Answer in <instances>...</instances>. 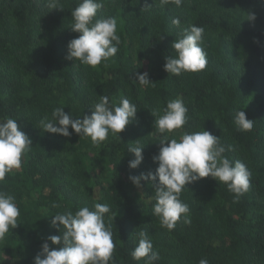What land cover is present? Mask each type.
<instances>
[{
    "label": "trees",
    "instance_id": "16d2710c",
    "mask_svg": "<svg viewBox=\"0 0 264 264\" xmlns=\"http://www.w3.org/2000/svg\"><path fill=\"white\" fill-rule=\"evenodd\" d=\"M78 2L61 0L63 10L49 11L43 0H0V120L17 119L33 143L21 169L0 183L21 213L20 224L0 240V264H34L42 243L59 234L50 216L95 203L110 206L105 223L113 231L115 264H144L130 256L141 230L160 253L155 264H199L202 258L209 264H264V0H183L180 7H160L158 0H103L97 15L117 19L121 43L107 66L96 68L65 58L69 41L79 35L70 28ZM249 13L255 21L245 20ZM176 17L179 28L172 24ZM189 25L205 29L206 69L169 76L165 57L174 55L172 42ZM144 72L154 86L133 82ZM103 95L117 103L126 97L137 106L122 140L109 135L95 146L71 127L70 137L38 128L56 107L73 119L91 116ZM177 96L188 108V122L174 138L182 131H210L231 161L247 165L251 186L236 201L211 177L188 184L180 198L189 206L191 224L178 222L169 232L152 215V182L142 179L138 188L129 176L155 172L153 156L161 145L151 110L161 111ZM243 109L254 120L250 132H240L234 122ZM138 139L144 160L131 169L135 156L128 143Z\"/></svg>",
    "mask_w": 264,
    "mask_h": 264
},
{
    "label": "clouds",
    "instance_id": "9594fccd",
    "mask_svg": "<svg viewBox=\"0 0 264 264\" xmlns=\"http://www.w3.org/2000/svg\"><path fill=\"white\" fill-rule=\"evenodd\" d=\"M44 6L52 11L61 9V0H43ZM157 0H155V4ZM159 6L175 4L180 7L183 0H158ZM103 0H79L71 10L73 32L79 33L67 45L66 59L79 61L81 65L96 68L113 58L121 43L117 34V19L115 17H98V11L103 9ZM151 7V6H146ZM255 14L247 15L248 21H255ZM172 24L180 27L178 17ZM205 29L196 25L183 28L179 37L172 42L174 55L165 57L164 70L169 76L179 77L185 73H196L206 69L207 53L204 51ZM134 83L141 88L155 84L149 79V74L137 73ZM91 116L73 119L64 111V107H56L51 117L40 121L43 132L70 137L71 127L81 139H90L95 146L105 142L109 135L122 140L120 133L136 119L137 106L126 97H121L117 103L110 102L109 96H99L95 102ZM155 116L154 132L159 134V153L153 156L158 163L155 172L141 173L140 176H129L130 181L141 187V180L151 181L154 188V203L152 215L158 218L160 226L169 232L176 228L178 222L191 224L189 206L181 200V193L188 184L203 178L211 177L218 183L226 185L234 194L236 201L250 189L251 171L240 161H231L226 155V147L221 139L210 131H182L179 139L174 138L177 130L184 129L188 122V108L183 98L177 96L169 99L161 111L151 110ZM234 122L240 132H250L254 120L246 117L243 110L235 113ZM152 134V133H151ZM150 134V135H151ZM140 139L128 143L127 151L134 154L135 159L129 161V168L136 169L144 160V147ZM33 146L31 138L21 130L17 119L6 117L0 120V183L5 182L8 175L22 167V157ZM227 150H234L231 145ZM158 181V183H157ZM60 208V204H53ZM110 213L108 204L95 203L93 208L80 207L75 213L71 210L57 212L52 215L51 226L58 235H51L41 245V251L35 256L34 264H115L111 225H106L105 216ZM20 209L14 195L0 190V240H3L10 230L20 223ZM116 218V217H115ZM114 218V220H115ZM183 218V219H182ZM138 244L130 252L134 261L144 260V264H155L160 259V253L154 250V244L147 230L137 233ZM51 245L61 247L52 248ZM199 264H209L207 259H201Z\"/></svg>",
    "mask_w": 264,
    "mask_h": 264
}]
</instances>
